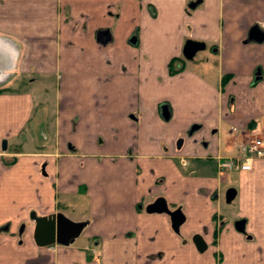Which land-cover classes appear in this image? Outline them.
<instances>
[{
  "label": "crops",
  "instance_id": "crops-1",
  "mask_svg": "<svg viewBox=\"0 0 264 264\" xmlns=\"http://www.w3.org/2000/svg\"><path fill=\"white\" fill-rule=\"evenodd\" d=\"M255 24L264 0H0V264H264V158L232 172L244 233L217 162L264 116ZM188 40L209 55L169 74ZM56 213L80 242L35 243Z\"/></svg>",
  "mask_w": 264,
  "mask_h": 264
},
{
  "label": "water",
  "instance_id": "water-1",
  "mask_svg": "<svg viewBox=\"0 0 264 264\" xmlns=\"http://www.w3.org/2000/svg\"><path fill=\"white\" fill-rule=\"evenodd\" d=\"M257 42L260 43L264 41V30H262L257 24L253 25L247 35L245 42ZM204 48V44L198 41L188 40L186 41L183 48V55L186 59H191L193 55ZM259 71L256 72L255 81H257L260 76ZM161 115L165 120L169 118V111L166 105L161 107ZM197 126H193L189 132H192ZM180 140L178 144H180ZM1 149H6V140L2 141ZM235 196L234 189H228L225 194L226 202H230ZM145 211L148 213H166L170 217L171 226L174 231H178L179 226L184 221V215L180 209L170 210L167 206L164 197L156 198L152 203L145 207ZM245 221L238 220L234 223V227L237 231L245 232ZM84 222H74L65 217L62 213L50 214L43 217L35 218V227L33 232V237L35 243L39 246H48L54 243L68 245L72 243L76 237L79 236L83 227ZM198 251H204L206 249V244L200 235H195L192 238Z\"/></svg>",
  "mask_w": 264,
  "mask_h": 264
},
{
  "label": "built area",
  "instance_id": "built-area-1",
  "mask_svg": "<svg viewBox=\"0 0 264 264\" xmlns=\"http://www.w3.org/2000/svg\"><path fill=\"white\" fill-rule=\"evenodd\" d=\"M264 158V130L256 122L242 134L238 144V153L233 157L218 159L220 171H249L253 160Z\"/></svg>",
  "mask_w": 264,
  "mask_h": 264
},
{
  "label": "rangeland",
  "instance_id": "rangeland-1",
  "mask_svg": "<svg viewBox=\"0 0 264 264\" xmlns=\"http://www.w3.org/2000/svg\"><path fill=\"white\" fill-rule=\"evenodd\" d=\"M248 43H250V42H248ZM251 43H253V42H251ZM205 54L209 55V51H207V50H198L197 53L195 54V56L193 57V60H191L190 64L193 65V66H199V63H204L203 58H204ZM210 56H211L210 64H211L212 67H215L216 66L215 65L216 57H215V59H213L214 57L212 55H210ZM201 59H202V61H199ZM197 61H199V62H197ZM176 65H178V64L176 63ZM261 125L263 126V130H264V116H262V118L259 120V126H261ZM180 139L181 138H179L178 140H180ZM236 144H237V142L235 143V141H234L232 143L231 148L229 150L232 151L235 148ZM25 149H30V148H27V147L25 148L24 147V150ZM226 174H227V178L228 179H227L226 183L224 185H222L221 199H220V201H221L220 208H221L223 216L229 222L235 223L236 221H238L240 219L237 216V213H236L238 200H237V198H234L231 202L227 203L225 201V192L229 188H235L236 183L238 182V176H237V174L232 173L231 171L226 172ZM81 240H82V237H80V238L78 237V240L76 241V243L80 242Z\"/></svg>",
  "mask_w": 264,
  "mask_h": 264
},
{
  "label": "trees",
  "instance_id": "trees-1",
  "mask_svg": "<svg viewBox=\"0 0 264 264\" xmlns=\"http://www.w3.org/2000/svg\"><path fill=\"white\" fill-rule=\"evenodd\" d=\"M185 61H186V59L184 57L172 58L168 63L169 74L173 75V74L177 73L178 71H180L185 66ZM176 63L178 65H176ZM223 83H225V80ZM253 125H254V123L251 124L249 127L251 128Z\"/></svg>",
  "mask_w": 264,
  "mask_h": 264
},
{
  "label": "flooded vegetation",
  "instance_id": "flooded-vegetation-1",
  "mask_svg": "<svg viewBox=\"0 0 264 264\" xmlns=\"http://www.w3.org/2000/svg\"><path fill=\"white\" fill-rule=\"evenodd\" d=\"M259 27H260L262 30H264V26H260V25H259ZM185 59H186V58H185ZM257 71H259V74H258V75L261 77V75H260V72H261V71H260V68H259V67L256 68V71H255V72H257ZM255 77H256V73H255ZM220 158H221V159H224V158H228V157H223V158L220 157ZM218 159H219V158H218ZM217 162H218V160H217ZM223 172H229V171H223ZM231 172H233V171H231Z\"/></svg>",
  "mask_w": 264,
  "mask_h": 264
}]
</instances>
